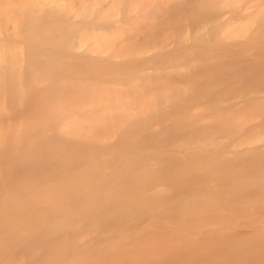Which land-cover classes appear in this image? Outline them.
Returning a JSON list of instances; mask_svg holds the SVG:
<instances>
[{"label": "rangeland", "instance_id": "obj_1", "mask_svg": "<svg viewBox=\"0 0 264 264\" xmlns=\"http://www.w3.org/2000/svg\"><path fill=\"white\" fill-rule=\"evenodd\" d=\"M150 1H123L121 9L140 2L157 7L126 22L125 31L136 22L137 36L129 31L113 36V48L123 53L115 70L67 55L60 60L65 74L106 75L98 83L119 84L131 95L127 101L133 109L144 111L137 109L124 120L122 111L114 113L113 120L106 121L122 122L116 133L104 126L94 135L79 136L89 145L107 143L94 153V167L83 169L97 190L70 189L71 164L53 157L54 149L31 157L34 146L20 144L8 162H0V264H264V112L257 110L264 104V51L258 54L264 50V22L263 33L256 36L260 23L251 24L257 18V7H252L242 14L253 28L246 36H211L210 22L194 31L193 24L184 22L193 23L190 18L181 28L189 36H176L179 27L168 23V10L190 0ZM237 10L223 7L220 20L239 22ZM95 14L76 19L97 18ZM151 27L160 36H147ZM12 36L13 46L24 50L23 59L40 65L24 82L25 95L13 96L7 84L17 82L16 58L6 55L13 78L0 84L1 136L33 133L30 124L37 120L29 111L30 102L38 89L57 83L42 57V49L58 47L53 33ZM148 40L168 43V53L159 52L148 67L134 66L144 55L135 57L138 53L132 51L140 47L137 42ZM149 46L152 54L159 51ZM35 50L39 56L32 54ZM243 82L260 86L246 88ZM67 83L56 85L62 95L69 94ZM129 86L143 87L146 95L132 94ZM152 88L159 96L154 106L147 98ZM105 184L111 185L109 193L100 195Z\"/></svg>", "mask_w": 264, "mask_h": 264}, {"label": "bare ground", "instance_id": "obj_2", "mask_svg": "<svg viewBox=\"0 0 264 264\" xmlns=\"http://www.w3.org/2000/svg\"><path fill=\"white\" fill-rule=\"evenodd\" d=\"M123 1L124 0H3L0 2V84L3 83L5 85L6 77L10 80L13 78L10 73L11 71H8L6 68L10 63H7L5 60L6 55L12 53L16 58L14 63L16 67L13 68V71L16 73L14 78L17 82L14 84H7L11 90V95L17 96L19 93L25 95L24 82L30 80L29 76H34V72L37 71L36 64L40 65V62L33 58H31L33 60L27 61L23 59L24 50L22 47L15 44L13 46L12 35L37 36L40 33L45 34L47 32H52L55 36L53 39L55 41L54 45L56 43L58 44L57 48L56 46H51L42 49V57L46 60V65L49 67V73L53 75V78L50 79H53L57 83L45 86L44 90L41 88L38 89L37 92H35L36 100L30 102L31 108L29 111L35 113L33 119L37 120L33 125L30 124L32 127L30 129L33 130V133L27 132L24 133V135L12 133L7 136L0 135V162H2V164L7 161L12 154L16 153L15 149L19 148L20 144L25 145L26 147L29 145L34 146L33 154L31 153L33 156L31 157H34L39 153L41 154L40 150L47 151L54 149L55 155L53 157L62 158L64 161L71 164L73 170L71 176H73V181L71 185L72 188L70 189H75L76 187L80 189L89 188L94 192L97 190L94 178L90 175L84 174L83 169L85 170L92 166L94 167L92 164L94 161V153L100 150V148L105 147L107 143L89 142L91 143V145H89L79 136L86 133L94 135L95 132H99V129L104 126L109 129L107 131L116 133L117 131H115V129L118 130L121 128L122 122L111 124L106 121L107 119H110V121L113 120L112 117H114V113L122 111L123 114L121 117L124 120L133 116V111H136L137 109L141 113H144V111L138 107L133 109L131 103H128L127 101L131 95L122 91V88L118 87L119 84L113 86L109 82L106 85L98 83V81L105 79L106 75L98 77L79 76V74L74 71L65 74L62 69H60L59 65L62 55H67V57L71 59L78 60L81 63L95 65L103 70H115V66L120 63L118 57L123 53L113 48V36H124L128 31L130 33L135 32L136 22L129 25L127 31H125V28L123 27L127 24L126 22L130 20L134 21V19L139 16H146L145 9L148 10L149 8L157 7L140 2L139 4L130 3L129 9H121ZM184 2H186V4L178 2V4L169 9L171 11L168 10V15L170 12V15H167L170 17L168 23L172 26H177V28L179 27V32L176 36H189L186 29H184V31L181 29L183 24L187 25V23H183L187 18L193 19L195 22L192 23L189 19L190 22L188 20L184 21L193 24L194 28L192 27V29L194 31H198L199 28L204 27L208 22L212 23L213 30L211 36H246L247 32L248 34L251 32L249 27L252 30L253 28L251 27L255 23H260L258 24V28L264 30V23H261L264 22L262 20L264 19V0H192V2L190 0V2L194 4H191V6L189 4L191 9L188 8V3L190 2ZM228 4L234 6H229ZM225 6L239 8L237 13L238 16L241 15V20L238 19L239 22L237 21V23L234 20L235 23H230V25L221 21V18L219 17L220 15L221 17L223 15L220 12ZM252 7H257V11L255 10L257 18H255L256 20H253L251 25L249 19H246L248 16H246V18L243 17L244 19H242V14L244 15L243 11ZM137 8L139 9L138 11H136ZM94 13H97V15L95 14L96 17L98 16L100 19H106V23H100L98 17H91L88 20L83 21H78L76 19L77 16L85 18ZM257 15L262 16L259 17ZM192 16H194V18ZM259 18H261V20ZM254 21L256 22L254 23ZM178 24H180V26ZM261 24L263 28L260 27ZM42 27L45 28V30L39 31ZM260 30H258L259 32L256 31V34L258 33L256 36H258L260 32L263 33V30ZM156 31L157 28H149L147 36H160L159 32ZM136 32L134 36L138 35ZM1 36L5 38H1ZM148 42H142L141 44L140 42H137L140 47L135 48L132 52L133 54L138 53L135 57H138V55L144 56L137 60L134 66L148 67L155 63L159 52L166 55L169 51V49L167 50L166 48L168 43L166 45L165 42H150V40H148ZM151 44V51L154 48L159 47L157 53L152 54V52H149V45ZM154 45L158 46L155 47ZM263 51L264 50L260 51L259 49L258 54H261ZM146 52L149 53L147 54ZM32 54L39 56V50H35ZM47 75L48 73L46 76ZM89 80L97 81V83L84 85L82 82ZM66 81H70V83L64 85L69 90V94L62 95L60 90L61 87L56 85ZM243 85L246 88L252 87V89L260 86L257 84H249L248 82L245 84L243 82ZM147 86L150 87L151 84H148ZM129 89L134 95H146L143 91V87L138 88L129 86ZM183 92L181 94H183ZM85 96L90 97L91 99L87 100L81 98ZM147 96L152 106H154L159 99L156 91L147 94ZM44 99L48 100L45 104L42 103V100ZM141 107L144 108L142 103ZM257 110L264 112V104L257 108ZM152 111L156 112L154 109H152ZM47 115L55 117L49 118ZM248 116L251 117L250 114ZM157 123L161 125L160 122ZM239 125L240 124H238V126ZM156 128L157 126H152L151 129L155 130ZM261 136L264 138V134ZM135 144L136 142L134 144L129 143L128 146H124L122 150L127 151V147H132ZM27 157H30V155ZM108 158L111 159V157L108 156L103 161H109ZM21 159L26 161L24 160V157ZM27 160L29 161L32 159L27 158ZM35 161H37V159ZM125 168L128 171H132L130 165H125ZM1 170L3 171V167ZM114 174L116 175L115 172ZM56 175L62 176L61 174L55 173L54 176ZM1 176L3 177V175ZM106 186L107 188H105ZM108 187H111V185L105 184L104 186H101V188L105 189L99 190V193H101L100 195L108 194ZM139 192H141V189Z\"/></svg>", "mask_w": 264, "mask_h": 264}]
</instances>
